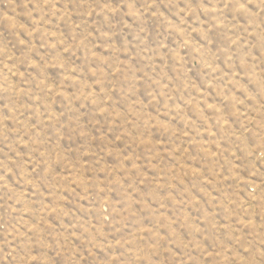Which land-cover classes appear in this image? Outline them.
I'll use <instances>...</instances> for the list:
<instances>
[{
	"label": "rangeland",
	"instance_id": "374dc122",
	"mask_svg": "<svg viewBox=\"0 0 264 264\" xmlns=\"http://www.w3.org/2000/svg\"><path fill=\"white\" fill-rule=\"evenodd\" d=\"M0 264H264V0H0Z\"/></svg>",
	"mask_w": 264,
	"mask_h": 264
}]
</instances>
